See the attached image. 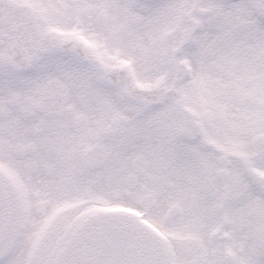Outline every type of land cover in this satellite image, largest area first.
<instances>
[{
	"label": "snow or ice",
	"instance_id": "snow-or-ice-1",
	"mask_svg": "<svg viewBox=\"0 0 264 264\" xmlns=\"http://www.w3.org/2000/svg\"><path fill=\"white\" fill-rule=\"evenodd\" d=\"M0 264H264V0H0Z\"/></svg>",
	"mask_w": 264,
	"mask_h": 264
}]
</instances>
